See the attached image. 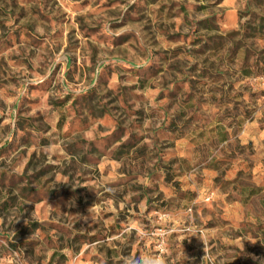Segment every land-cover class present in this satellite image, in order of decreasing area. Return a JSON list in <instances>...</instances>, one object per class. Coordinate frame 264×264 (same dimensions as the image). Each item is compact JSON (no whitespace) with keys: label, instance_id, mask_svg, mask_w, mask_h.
I'll list each match as a JSON object with an SVG mask.
<instances>
[{"label":"rangeland","instance_id":"rangeland-1","mask_svg":"<svg viewBox=\"0 0 264 264\" xmlns=\"http://www.w3.org/2000/svg\"><path fill=\"white\" fill-rule=\"evenodd\" d=\"M142 256L264 264V0H0V264Z\"/></svg>","mask_w":264,"mask_h":264},{"label":"clouds","instance_id":"clouds-1","mask_svg":"<svg viewBox=\"0 0 264 264\" xmlns=\"http://www.w3.org/2000/svg\"><path fill=\"white\" fill-rule=\"evenodd\" d=\"M89 211H91V209ZM83 219L87 221L88 217L85 216ZM241 247H243V245H241ZM127 264H165V261L162 257L159 256H155V257L142 256L139 259L129 258L127 260Z\"/></svg>","mask_w":264,"mask_h":264}]
</instances>
